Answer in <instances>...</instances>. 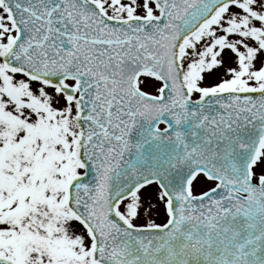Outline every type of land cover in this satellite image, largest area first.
<instances>
[{
  "label": "snow or ice",
  "instance_id": "snow-or-ice-1",
  "mask_svg": "<svg viewBox=\"0 0 264 264\" xmlns=\"http://www.w3.org/2000/svg\"><path fill=\"white\" fill-rule=\"evenodd\" d=\"M0 264H264V0H0Z\"/></svg>",
  "mask_w": 264,
  "mask_h": 264
}]
</instances>
